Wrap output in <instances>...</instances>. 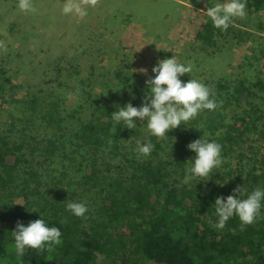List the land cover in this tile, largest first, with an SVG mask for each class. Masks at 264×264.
I'll list each match as a JSON object with an SVG mask.
<instances>
[{
	"label": "trees",
	"instance_id": "trees-1",
	"mask_svg": "<svg viewBox=\"0 0 264 264\" xmlns=\"http://www.w3.org/2000/svg\"><path fill=\"white\" fill-rule=\"evenodd\" d=\"M246 5L249 14L264 10V0H246ZM231 35L242 41L232 24L222 31L213 27L208 17L198 27L193 43L207 50L216 46L217 39ZM250 59L253 71L246 69L251 74L238 66L215 83L211 98L219 107L214 111H201L187 122L189 126L200 124V130L208 135L209 141L222 146L221 156L252 136L264 142V50L258 49ZM111 81L110 85L106 81L108 93L103 95L91 90L92 79L78 80L81 87L76 88V104L79 109L85 105L89 114L76 124L72 135L75 142L70 145L72 153L65 152L70 135H58L57 140L45 137L44 145L29 153L31 159L36 151L45 158L61 156L77 174V184L101 195L95 209L87 216L76 217L66 209L68 200L62 188L55 192L54 186L44 191L38 189L43 186L42 175L29 165L23 142L12 141L0 127V225L4 227L0 230V264H114L112 259L120 252L121 264H139L133 257L125 256L127 251L153 264H264V204L260 216L243 230L236 216L231 217L223 229L214 228L218 222L214 201L219 191L196 186L195 182L181 183L186 164L192 163L195 155L186 147L189 143L185 125L167 133L169 138L177 136L172 146L174 164L170 167L173 168H160V162L158 166L152 164L164 151L165 138L149 136L145 132L147 122L138 118H134L135 129L121 123L114 133L111 117L126 103L137 108L142 106L146 80L127 66H119ZM9 88L20 87L14 85L0 67V90L5 92ZM21 104L35 110L39 121L56 132L78 113V108L66 107L65 97L55 94L49 97L29 94ZM149 140L154 145L150 154L152 160L132 165L130 186L108 175L109 168H115L112 161L123 158L126 161L127 147ZM260 164L263 166H260V174L249 175L255 184H264V158ZM18 180L24 191L33 182L34 193H29L37 198L31 205L24 202L22 206L13 207L2 197L4 188L17 187ZM41 218L47 226L59 228L62 243L51 249L46 247L44 251L26 249L22 256L18 255L11 233L17 222L27 226ZM105 259L111 261L104 263Z\"/></svg>",
	"mask_w": 264,
	"mask_h": 264
},
{
	"label": "rangeland",
	"instance_id": "rangeland-1",
	"mask_svg": "<svg viewBox=\"0 0 264 264\" xmlns=\"http://www.w3.org/2000/svg\"><path fill=\"white\" fill-rule=\"evenodd\" d=\"M32 2L37 11L24 13L17 7L18 0H0V41L6 45V50L0 49V67L5 69L11 82L20 87L9 88L5 92L0 90V127L12 141L23 142L29 165L42 175L43 186L38 189L44 191L54 186L55 192L62 188L68 203L86 205L88 211L84 216L95 209L101 195L77 184V174L61 156L45 158L36 151L33 159L29 157L33 148L44 145L45 137L57 140L58 135H70L65 152L72 153L76 124L89 114L85 105L79 109L76 104V88L81 87L77 84L79 79H92L91 90L105 95L108 93L106 81L108 85L113 83L110 80L119 66H127L132 73L147 80L154 78L152 68L158 61L173 56L179 63L192 66L191 74L179 77L182 82L192 78L212 89L224 74L231 73L238 66L253 71L250 57L258 49L264 50V10L254 14L246 12L244 18L233 19L231 24L242 41L231 35L217 39L216 46L211 49L201 50L194 45L198 27L208 18L204 12L208 7L227 0H99L95 8L88 9L84 18L62 14L65 0ZM140 69H146V74ZM29 94L65 97L66 107L71 110L78 108V113L74 119H68L60 131L49 130L39 121L35 110L21 104ZM184 125L188 143L201 137L210 140L203 130H199L202 128L200 124ZM164 138L162 145L165 148L159 158L152 160L150 155H139L135 151V143L125 149L126 161L124 158L112 161L115 168H109L108 175L130 186L132 165L152 160L156 166L160 162V168L172 169V146L177 136L169 138L166 135ZM222 157V165L213 169L210 177L188 182L217 189L218 197L225 198L232 195L238 186L246 190L241 199L247 198L254 190L252 186L264 189L262 182L255 184L249 177L251 173L261 172L264 142L252 136L245 143L232 146ZM190 163L186 164V169ZM184 178L181 183H188ZM29 185L30 188L24 191L18 180L15 183L17 187L4 188L2 197L13 207L22 206L24 202L31 205L37 197L29 193H34L33 182ZM261 203L263 206L264 201ZM2 229L4 227L0 225ZM120 253L112 259L114 264H121ZM125 256L133 257L139 264H153L140 255L131 256L128 251ZM102 261L108 263L111 259Z\"/></svg>",
	"mask_w": 264,
	"mask_h": 264
},
{
	"label": "clouds",
	"instance_id": "clouds-1",
	"mask_svg": "<svg viewBox=\"0 0 264 264\" xmlns=\"http://www.w3.org/2000/svg\"><path fill=\"white\" fill-rule=\"evenodd\" d=\"M98 4L99 0H65L62 14L84 18L88 15V9L95 8ZM246 6V0H227L226 3H217L208 7L204 13L211 19L213 27L226 31L234 18L246 16ZM17 7L24 13L37 11L32 0H18ZM0 49L6 50L3 41H0ZM139 71L146 74L147 70ZM152 72L155 74L154 78L145 81L147 91L142 106L137 108L131 103H126L111 114L114 133L116 126L121 123L128 129H135L134 118H138L139 121L147 122L145 132L149 136L163 139L170 130L194 120L201 111H214L219 107L218 102L211 98L214 93L208 86L192 78L186 83L179 79L184 74L192 73L190 64L185 66L171 56L158 61ZM186 147L195 155L192 157L191 165L186 169L184 182L193 179L205 180L204 178L212 175L213 169L219 168L223 163L222 146L215 141L201 137L190 142ZM153 148L154 145L150 140L144 144L137 141L135 151L147 157ZM245 191L238 186L233 190L232 195L215 199V214L218 222L213 225L214 228L223 229L233 216L238 217L242 230L255 222L260 215L261 202L264 201V189L256 188L247 195V198L241 199ZM66 209L76 217H83L88 211L85 204L73 202H69ZM11 233L14 237L15 251L21 256L26 249L44 251L46 247L51 249L52 246L62 243L59 228L47 226L42 218L29 222L27 226L18 221L15 230Z\"/></svg>",
	"mask_w": 264,
	"mask_h": 264
}]
</instances>
